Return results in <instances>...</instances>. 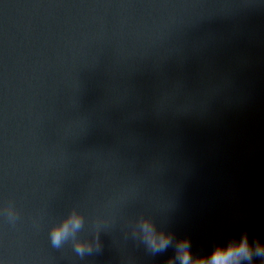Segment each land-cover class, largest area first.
Returning <instances> with one entry per match:
<instances>
[{"label": "water", "instance_id": "obj_1", "mask_svg": "<svg viewBox=\"0 0 264 264\" xmlns=\"http://www.w3.org/2000/svg\"><path fill=\"white\" fill-rule=\"evenodd\" d=\"M146 216L264 241V0H0V264H165Z\"/></svg>", "mask_w": 264, "mask_h": 264}, {"label": "clouds", "instance_id": "obj_2", "mask_svg": "<svg viewBox=\"0 0 264 264\" xmlns=\"http://www.w3.org/2000/svg\"><path fill=\"white\" fill-rule=\"evenodd\" d=\"M84 224V217L78 212L70 213L61 223L55 225L50 232L53 246L60 247L68 239L75 236ZM141 242L153 254L174 248V255L168 258L165 264H255V259L264 261V241L259 238L250 240L247 232L239 238H232L227 243L217 244L206 255H196L192 250L189 237H177L175 232L161 227L152 217L146 216L140 222ZM101 247L99 232L92 240L77 239L75 251L84 256L94 249Z\"/></svg>", "mask_w": 264, "mask_h": 264}]
</instances>
